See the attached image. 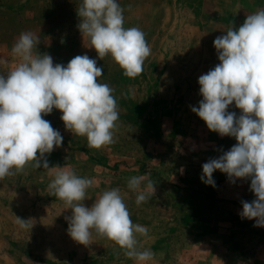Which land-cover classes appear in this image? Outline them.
<instances>
[{
    "label": "rangeland",
    "instance_id": "374dc122",
    "mask_svg": "<svg viewBox=\"0 0 264 264\" xmlns=\"http://www.w3.org/2000/svg\"><path fill=\"white\" fill-rule=\"evenodd\" d=\"M260 1L118 0L124 27L140 28L151 47L142 74L129 78L110 54L99 59L78 30L81 0H0V58L6 61L0 72L16 66L11 49L25 31L35 34L38 51L54 64L66 66L86 54L103 68L98 79L115 89L119 104L116 143L89 148L87 138L67 130L53 109L43 118L59 130L63 144L45 155L50 167L67 166L94 180L88 207L103 191L119 188L133 222L149 229L147 237L137 234L141 250L154 253L138 262L106 238L94 235L88 246L74 241L67 231L71 209L48 191L58 170L50 174L29 164L0 180V264H264V227L240 216L241 201L256 199L251 180L232 183L215 171V187L201 181L203 164L238 141L210 131L191 111L203 99L199 77L220 63L214 40L247 17L221 11L240 2L253 11ZM228 111L241 114L235 103ZM140 175L154 182L156 192L138 206L127 183ZM16 217L32 219L33 228L22 229Z\"/></svg>",
    "mask_w": 264,
    "mask_h": 264
},
{
    "label": "clouds",
    "instance_id": "9594fccd",
    "mask_svg": "<svg viewBox=\"0 0 264 264\" xmlns=\"http://www.w3.org/2000/svg\"><path fill=\"white\" fill-rule=\"evenodd\" d=\"M123 13L118 0H81L77 27L99 59L110 54L125 77L136 78L151 47L140 28L124 27ZM225 33L213 42L220 63L199 77L203 99L191 111L210 131L238 143L203 164L201 181L215 187V171L225 173L232 183L250 179L256 199L241 201L240 216L254 220L260 228L264 227V9L247 15L238 29L232 25ZM39 44L33 32H22L11 49L19 58L16 66L6 75L0 72V180L29 164L50 174L58 170L48 191L71 209L67 231L74 241L88 246L95 235L115 242L130 259L152 260L154 253L141 250L137 239V234L147 237L149 229L133 222L119 188L103 191L88 207L84 201L94 180L65 170L67 166H49L45 154L61 147L63 136L43 116L59 110L67 130L86 137L89 148L101 149L116 143L120 111L115 89L98 79L103 68L96 59L85 54L73 57L66 66L54 64L51 55L38 51ZM5 63L0 58V64ZM233 103L241 110L239 116L228 111ZM127 186L137 193L138 206L156 192L147 175L132 176ZM16 222L22 229L34 226L32 219L16 217Z\"/></svg>",
    "mask_w": 264,
    "mask_h": 264
},
{
    "label": "crops",
    "instance_id": "0c3cea01",
    "mask_svg": "<svg viewBox=\"0 0 264 264\" xmlns=\"http://www.w3.org/2000/svg\"><path fill=\"white\" fill-rule=\"evenodd\" d=\"M260 2H261V4L259 6H257L255 8V10H253V11H250L247 7H244V5L241 4V2H240L238 4L237 8L234 7L235 9L234 8L231 9V10L228 9L227 11H221V12H225L224 14H227V15H230V16H233V17H237V16L245 17V16H247L249 14H252V13L256 12L259 9H264V0H261Z\"/></svg>",
    "mask_w": 264,
    "mask_h": 264
}]
</instances>
